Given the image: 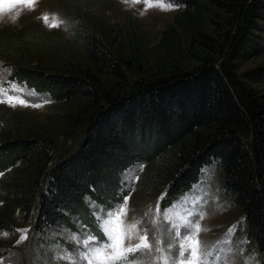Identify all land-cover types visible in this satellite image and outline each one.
Returning <instances> with one entry per match:
<instances>
[{"label": "rangeland", "instance_id": "obj_1", "mask_svg": "<svg viewBox=\"0 0 264 264\" xmlns=\"http://www.w3.org/2000/svg\"><path fill=\"white\" fill-rule=\"evenodd\" d=\"M151 3L153 7L146 9L143 0L136 6H129L125 0H0V98L23 94L30 102L48 101L38 109L0 105V139L41 137L50 145L52 159L62 157L75 147L79 133L66 125L64 116L85 99L57 103L46 93L35 92L10 75L16 66L92 72L90 62L78 48L79 33L84 30L99 35L121 60L128 84L142 74L163 71L171 65L190 68L212 60L215 66L228 63L240 82L249 83L264 96V19L254 21L255 29L247 33L253 41L242 46L240 54L232 60L230 57L235 50L232 51L231 43L240 36L238 29L242 24L237 0H225L220 7L203 2L198 9L187 10L166 0H151ZM169 3L173 8H168ZM158 4L164 7H156ZM124 19L128 25L122 24ZM169 25L172 30L162 39V30ZM197 33L204 37L203 42L194 40ZM246 73L257 75L258 81L252 82L245 77ZM99 77L105 87L116 81L106 75ZM32 92L35 95H27ZM174 155L171 149L155 161L129 167L121 176L126 193L120 201L87 200V209L76 211L72 220L46 229L42 236L33 233L34 219L23 217L16 207L14 189L25 183L29 173L27 163L18 161L0 171V222L7 227L0 230V264H70L68 253L59 259L56 254L65 249L83 248V239L88 235L103 240L94 213L105 218L106 210L121 206L126 197L129 203L125 223L140 224L142 229L150 223L149 238L153 244L151 252L142 250L130 259L135 264L149 261L164 264L169 258L166 248L159 254L155 252L156 242L162 235V217L156 215V208L159 205L182 226L187 216L178 219L183 210L179 204L190 198L193 186L203 180L202 170H210V179L201 189V195L206 193L204 202L197 209L203 215L202 220H197L202 228L198 234L202 251L215 255L220 264H264V257L246 236L240 208L232 204L221 189L215 163L202 167L198 181L188 191L168 201L164 171ZM21 229L30 230L28 239L22 243L19 242L21 233L17 231ZM164 245H171L175 255L173 239L165 235Z\"/></svg>", "mask_w": 264, "mask_h": 264}, {"label": "trees", "instance_id": "obj_2", "mask_svg": "<svg viewBox=\"0 0 264 264\" xmlns=\"http://www.w3.org/2000/svg\"><path fill=\"white\" fill-rule=\"evenodd\" d=\"M166 1L185 10L198 9L203 2L219 7L225 2ZM237 1L242 24L240 36L231 43L232 51L238 50L232 60L253 41L247 33L254 21L264 19V0ZM171 30L167 26L160 37ZM79 34V51L92 72L37 66L11 70V79L57 103L85 99L64 116L79 136L62 157L52 159L50 145L41 137L0 139V171L18 161L28 165L25 183L14 192L19 213L34 219L33 233L42 236L46 229L72 220L76 211L87 209L88 197L99 203L120 201L126 193L121 181L125 170L174 149L164 171L168 201L188 191L202 167L215 163L222 191L240 208L246 236L264 257V96L240 82L228 63L215 66L212 60L190 68L171 65L128 84L123 63L100 36L92 30ZM203 38L197 33L194 40ZM101 75L116 81L105 87ZM245 77L258 81L257 75ZM6 228L0 222V230Z\"/></svg>", "mask_w": 264, "mask_h": 264}, {"label": "snow or ice", "instance_id": "obj_3", "mask_svg": "<svg viewBox=\"0 0 264 264\" xmlns=\"http://www.w3.org/2000/svg\"><path fill=\"white\" fill-rule=\"evenodd\" d=\"M125 2L129 6H136L142 0H125ZM143 2L146 5V9L153 7L151 0H143ZM155 6L164 7L162 4ZM168 8H173V4L169 3ZM27 95H35V93L32 92ZM46 103L48 101L30 102L23 98V94L7 95L6 99L0 98V105L8 104L13 107L19 105L38 109ZM209 171L202 170L204 173L203 180L193 186L190 198L181 201L179 204V207L183 210L180 212L178 219H184V216H187L182 226L175 223L168 216L167 211L162 210L159 205L156 208V215L162 217V235L161 239L156 242L155 252L159 254L162 248H166L169 258L164 264H220L215 255L202 251L201 243L198 239V234L201 233L202 228L197 220H202L203 215L197 209L204 202V195L206 193L201 195V189L206 186L210 179ZM90 199V197L86 198V200ZM128 203V198H124L121 206L106 210V216L102 219L100 218V213H94V216L98 220V228L103 234V240L95 235H88L83 239V248L65 249L63 252L56 254L57 258H62L68 253L70 264H135V261L130 259V257H135L136 253L142 250L151 252L153 250V244L150 243L149 238L151 225L149 223L147 227H143L142 229L140 224H126L124 218L128 210ZM171 207L169 206V208ZM163 225L167 227H163ZM169 229H171L170 232L168 231ZM17 231L21 233L19 242L22 243L28 239L27 234L30 231L29 229ZM231 234L230 231L229 235ZM165 235L176 242L175 255L172 254L171 245H164ZM133 241L138 242L133 243ZM148 264H151V261Z\"/></svg>", "mask_w": 264, "mask_h": 264}, {"label": "clouds", "instance_id": "obj_4", "mask_svg": "<svg viewBox=\"0 0 264 264\" xmlns=\"http://www.w3.org/2000/svg\"><path fill=\"white\" fill-rule=\"evenodd\" d=\"M122 2H123V0H122Z\"/></svg>", "mask_w": 264, "mask_h": 264}]
</instances>
